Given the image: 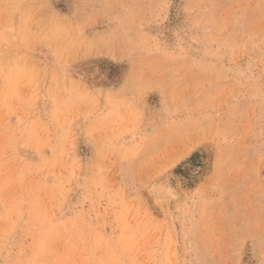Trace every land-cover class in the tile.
<instances>
[{"label":"rangeland","instance_id":"374dc122","mask_svg":"<svg viewBox=\"0 0 264 264\" xmlns=\"http://www.w3.org/2000/svg\"><path fill=\"white\" fill-rule=\"evenodd\" d=\"M219 183L264 230V0H0V264H220Z\"/></svg>","mask_w":264,"mask_h":264},{"label":"crops","instance_id":"0c3cea01","mask_svg":"<svg viewBox=\"0 0 264 264\" xmlns=\"http://www.w3.org/2000/svg\"><path fill=\"white\" fill-rule=\"evenodd\" d=\"M218 202L220 206L221 216L218 222V232L224 237L220 246L211 248L210 251L216 255H224L218 257L220 264H258L253 258H257L259 253L264 252V230H260L259 218L255 214L256 202L259 197L257 189L252 185H243L237 187L235 183H219ZM202 198H196L197 195ZM209 195V194H208ZM208 195L202 193H194L196 200L188 199L189 208L199 207L203 202L206 206L209 201H214ZM208 196V197H207ZM224 208V209H223ZM211 209L206 210V222L201 226V234L207 236L211 232V223L208 215ZM225 214V215H224ZM194 215H198L195 213ZM154 219L145 220L151 221ZM156 221V220H155ZM220 244V242H219ZM249 255V256H248ZM150 256L146 251H139V261L143 264L147 262ZM250 257L251 262L245 263V259Z\"/></svg>","mask_w":264,"mask_h":264}]
</instances>
